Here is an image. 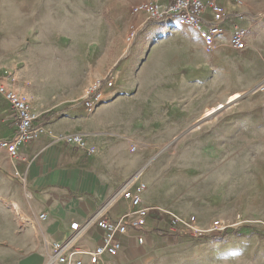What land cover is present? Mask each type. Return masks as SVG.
<instances>
[{"label": "crops", "instance_id": "1", "mask_svg": "<svg viewBox=\"0 0 264 264\" xmlns=\"http://www.w3.org/2000/svg\"><path fill=\"white\" fill-rule=\"evenodd\" d=\"M233 17L213 50L205 47L194 28L182 24L169 32L166 27L163 33L168 34L150 40L137 62L128 58L121 63L124 83L115 88L114 81L112 87H104L102 102L94 111L88 110L81 96L65 110L51 114L38 112L31 102L49 133L22 144L17 156H11L2 144L14 134L16 119L1 98L0 264H56L52 243L67 240L73 222L80 224L79 243L90 249L99 245L103 232L95 220L116 219L132 210L121 192L136 183H132L136 174L141 172L145 182L152 180L156 167L150 160L160 129L173 137L188 128L182 141L198 138L207 158H221L226 143L235 153L231 157L238 158L240 151L246 158L262 156L253 154L264 153V91L256 85L264 79V48L260 40L254 41L252 51L258 53L246 62L241 59L237 52L244 49L233 46L232 34L236 25L246 27L248 20ZM250 37L248 33L247 41ZM241 80L246 88L239 87ZM243 92L259 101L247 104L249 108L238 117L215 114L205 119L209 110ZM237 104L230 109L234 111ZM75 133L82 134L94 152L57 139L60 134ZM146 184L143 203L152 208L147 225L130 228L121 236L123 247L117 256L105 260L112 264L237 263L239 248L223 245L229 237L169 232L166 205L153 197ZM83 264H92L88 256Z\"/></svg>", "mask_w": 264, "mask_h": 264}, {"label": "rangeland", "instance_id": "2", "mask_svg": "<svg viewBox=\"0 0 264 264\" xmlns=\"http://www.w3.org/2000/svg\"><path fill=\"white\" fill-rule=\"evenodd\" d=\"M140 1L144 0H0V80L38 112L65 110L78 96L84 97L94 78L108 69L113 73L125 59L137 62L150 40L168 34L163 33L166 21L148 20L134 44L128 45V27L138 21L133 6ZM219 1L229 14L224 26L232 23L233 16L248 20L245 26L251 37L246 49L237 52L246 62L258 53L252 51L254 41L260 40L264 48V0H243L242 5ZM144 19L141 15L138 22ZM172 24L169 32L183 27L178 20ZM122 71L123 64L113 75L115 88L125 81ZM241 83L239 87H247ZM248 95L229 98L205 119L215 114L238 117L249 108L247 104L259 101ZM187 129L173 137L160 129L150 160L156 168L152 180H146L153 197L166 205L164 209L195 220L203 234L227 231L224 237L229 239L223 245L240 250L235 264H264V153L256 151L253 155L262 156L246 158L240 151L238 158H232L235 153L226 143L221 158H207L198 138L182 141ZM237 228L238 234L233 232Z\"/></svg>", "mask_w": 264, "mask_h": 264}, {"label": "built area", "instance_id": "3", "mask_svg": "<svg viewBox=\"0 0 264 264\" xmlns=\"http://www.w3.org/2000/svg\"><path fill=\"white\" fill-rule=\"evenodd\" d=\"M235 4L242 5L243 0H233ZM211 14L210 16L207 14ZM133 13L136 18L145 16L143 22H132L127 30L126 42L128 45L134 44L140 29L148 20H164L171 29L174 21L178 20L184 26L194 28L202 39L208 50H213L219 38L224 33V24L228 19V13L219 0H144L133 6ZM248 30L239 25L234 27L232 43L237 50L246 48ZM113 73L108 72L105 76L94 80L86 90L83 97V104L89 111H94L102 102V89L114 85ZM257 89L264 91V82L258 85ZM0 96L12 110L16 119V130L12 137L2 144L9 148L11 156H17L19 147L22 144H29L36 141L41 135L48 134L46 123L41 120V115L37 113L31 102L22 95L11 89L6 83L0 80ZM57 139L77 147L88 149L94 152L93 148H88L82 134H60ZM139 172L134 177L133 185H128L123 189L122 196L128 200L132 206L130 212H126L116 219L99 217L95 220L96 225L102 230L101 243L94 249H90L78 241L79 222L71 224L72 234L65 241H54L52 243L56 264H83V257L88 256L90 263L112 264L105 260L106 256L115 257L122 249L121 236L128 233L132 227H144L148 222V215L152 209L143 203V194L147 188L145 181L141 179ZM169 215V232L181 234L183 236L200 237L203 230L196 226L195 220L186 218L172 211L167 210ZM135 214V218L131 216ZM42 218L46 214L41 215ZM140 243L144 238L138 237Z\"/></svg>", "mask_w": 264, "mask_h": 264}, {"label": "trees", "instance_id": "4", "mask_svg": "<svg viewBox=\"0 0 264 264\" xmlns=\"http://www.w3.org/2000/svg\"><path fill=\"white\" fill-rule=\"evenodd\" d=\"M233 232L234 233H236V234H238L239 232H240V229L239 228H237V229H234L233 230ZM226 234H228V232L227 231H225V232H223L221 235H218V234H215V233H211V234H203V236H205V237H214V238H218V237H224Z\"/></svg>", "mask_w": 264, "mask_h": 264}, {"label": "bare ground", "instance_id": "5", "mask_svg": "<svg viewBox=\"0 0 264 264\" xmlns=\"http://www.w3.org/2000/svg\"><path fill=\"white\" fill-rule=\"evenodd\" d=\"M239 95H240V94H234V95L231 97L230 100H234V99H236L237 97H239ZM218 107H221V105L218 106ZM218 107H217V108H218ZM215 110H216V108L213 109V110H209V111L207 112V114H210L211 112H213V111H215Z\"/></svg>", "mask_w": 264, "mask_h": 264}, {"label": "water", "instance_id": "6", "mask_svg": "<svg viewBox=\"0 0 264 264\" xmlns=\"http://www.w3.org/2000/svg\"><path fill=\"white\" fill-rule=\"evenodd\" d=\"M221 107H219L218 109H220Z\"/></svg>", "mask_w": 264, "mask_h": 264}]
</instances>
